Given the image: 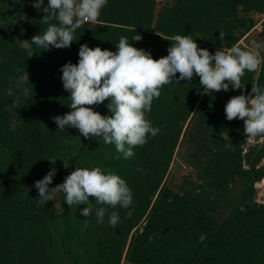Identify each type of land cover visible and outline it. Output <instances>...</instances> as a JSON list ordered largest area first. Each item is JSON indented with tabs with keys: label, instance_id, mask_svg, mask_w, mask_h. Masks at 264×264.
<instances>
[{
	"label": "trees",
	"instance_id": "16d2710c",
	"mask_svg": "<svg viewBox=\"0 0 264 264\" xmlns=\"http://www.w3.org/2000/svg\"><path fill=\"white\" fill-rule=\"evenodd\" d=\"M168 1L108 0L96 22L75 32L69 48L42 50L31 39L49 26L39 23L45 13L34 0H0V264H264V206L254 188L264 179V139L250 144L244 122L228 121L224 111L231 97L251 94L252 86L264 89V64L245 73L243 89L230 85L227 92L202 94L198 76L161 88L146 114L161 131L128 159L102 137L58 130L52 119L71 111L60 69L78 63L82 44L116 51L124 36L154 59L168 55L171 41L165 39L174 35H190L212 54L233 45L246 49L238 42L253 28L252 15L264 14V0ZM47 5L44 0L41 8ZM135 33L141 41H132ZM259 39L264 44V32ZM22 75L26 96L14 106L7 88ZM108 103L92 107L110 116ZM181 147L194 179L183 178L177 187L168 177ZM53 157L54 165L48 161ZM97 166L126 181L134 201L129 209L98 205L94 197L70 207L59 192L58 207L53 200L38 206L34 184L51 169L56 174L49 189L78 167ZM88 206L92 212L85 217L81 211ZM101 206L118 212L115 228L108 215L96 222Z\"/></svg>",
	"mask_w": 264,
	"mask_h": 264
},
{
	"label": "clouds",
	"instance_id": "9594fccd",
	"mask_svg": "<svg viewBox=\"0 0 264 264\" xmlns=\"http://www.w3.org/2000/svg\"><path fill=\"white\" fill-rule=\"evenodd\" d=\"M107 3L108 0H48V5L41 8L44 0H34L32 6L45 13L39 23L49 26L43 35L33 36L31 42L42 50L69 48L75 32L85 23L96 22ZM52 20L58 23H50ZM132 31L135 32V28ZM219 33L223 42L225 33ZM141 40L139 34L132 37V41ZM165 40L171 41L168 55L159 59H154L149 51L132 46L124 36L116 44V51L82 44L78 63L69 62L60 69L63 87L70 93L71 111L52 117L58 130L63 131L67 126L78 129L85 139L102 137L105 144H114L116 151L128 159L135 154V147L147 143L149 135L155 137L161 131L146 115L152 110L153 100L160 97L161 88L198 76L202 94L227 92L230 85L233 90L243 89L245 73L255 72L264 64L261 55L264 44L255 40L246 49L233 45L229 49H217L214 54L199 47L190 35H174ZM106 100H109L110 116H103L92 107ZM224 111L228 121L244 122L247 138L264 136V89L261 87L252 86L251 94L231 97ZM56 160L55 157L48 159L53 165ZM55 174L53 168L35 182L38 206L53 200V194L58 192L64 194L70 207L90 204L89 197H94L98 205L113 209L117 206L129 209L134 203L131 188L110 169L78 167L63 183L49 189ZM91 212L88 206L81 214L88 217ZM106 215L109 226L115 228L120 222L119 214L109 213L107 207L96 209V222L104 223ZM132 215V211L126 212L127 218ZM153 239L149 236V242ZM205 239L201 234L199 242Z\"/></svg>",
	"mask_w": 264,
	"mask_h": 264
},
{
	"label": "rangeland",
	"instance_id": "374dc122",
	"mask_svg": "<svg viewBox=\"0 0 264 264\" xmlns=\"http://www.w3.org/2000/svg\"><path fill=\"white\" fill-rule=\"evenodd\" d=\"M168 2H169L168 0H158L160 6L166 5V3ZM252 18L254 22L253 28L240 39L238 45L248 48L253 40L260 43L259 35L260 33L264 32V14H253ZM17 42L23 47L26 48L28 47L26 42H24V39H22L20 36L17 37ZM24 83H25V76L22 75L19 76L17 79H15L13 86L11 87L9 86L7 88V94H13L14 96V106L18 105L21 99L26 96ZM263 139L264 138L262 137H259V139L247 138L250 144L262 143ZM245 152L246 149H244V153ZM185 157H186V150L181 147L178 150L177 154L174 156V164L170 172V175L168 177V181H170L177 187L182 185L183 178H191L192 180L194 179L193 177L194 175H192L194 174V170L185 163L186 160ZM254 188L257 192V202L263 204L264 206V179L258 183H255ZM58 197H59L58 193L53 194V204L55 205V207L59 206ZM57 239H59V237ZM120 264H125V263L122 260Z\"/></svg>",
	"mask_w": 264,
	"mask_h": 264
}]
</instances>
